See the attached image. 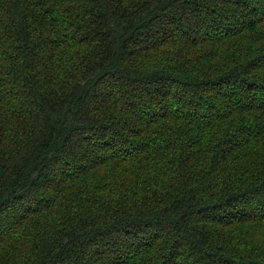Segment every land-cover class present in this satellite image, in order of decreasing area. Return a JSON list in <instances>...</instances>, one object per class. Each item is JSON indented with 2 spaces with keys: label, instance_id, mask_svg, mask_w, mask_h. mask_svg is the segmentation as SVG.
<instances>
[{
  "label": "trees",
  "instance_id": "trees-1",
  "mask_svg": "<svg viewBox=\"0 0 264 264\" xmlns=\"http://www.w3.org/2000/svg\"><path fill=\"white\" fill-rule=\"evenodd\" d=\"M0 264H264V0H0Z\"/></svg>",
  "mask_w": 264,
  "mask_h": 264
},
{
  "label": "rangeland",
  "instance_id": "rangeland-1",
  "mask_svg": "<svg viewBox=\"0 0 264 264\" xmlns=\"http://www.w3.org/2000/svg\"><path fill=\"white\" fill-rule=\"evenodd\" d=\"M166 28V29H165ZM165 28H164V31H165V34H168L170 31H168V28L167 26L165 25ZM107 89V88H106Z\"/></svg>",
  "mask_w": 264,
  "mask_h": 264
}]
</instances>
